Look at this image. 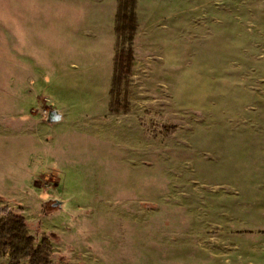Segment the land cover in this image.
Here are the masks:
<instances>
[{
    "label": "rangeland",
    "instance_id": "obj_1",
    "mask_svg": "<svg viewBox=\"0 0 264 264\" xmlns=\"http://www.w3.org/2000/svg\"><path fill=\"white\" fill-rule=\"evenodd\" d=\"M222 1L138 0L114 114L106 69L64 77L71 105L41 90L66 43L51 24L40 50L0 0V206L51 264H264V0Z\"/></svg>",
    "mask_w": 264,
    "mask_h": 264
},
{
    "label": "crops",
    "instance_id": "obj_2",
    "mask_svg": "<svg viewBox=\"0 0 264 264\" xmlns=\"http://www.w3.org/2000/svg\"><path fill=\"white\" fill-rule=\"evenodd\" d=\"M15 1L18 6L14 11L17 27L19 22L23 28L32 26L36 46L40 50L44 49V40L39 37V34L52 33L53 31L49 29L51 24L58 29L60 38L66 43L63 48L65 51L64 61H58V70L54 71L56 76L53 80H48L45 74L36 80L41 90L50 93L51 97L56 98L58 102L71 105L73 102H66L64 98L68 99L70 95H76V89L73 86L70 87V94L65 96L66 94H63L64 77L73 75L79 77L88 71L100 75L102 69H106L108 71L106 80L108 85L109 82L111 83L116 53L117 0H13V2ZM221 5L225 17L226 0H223L222 4L220 3V12ZM141 21L140 18L139 22ZM70 50H72L71 56ZM62 63L66 67L67 65L74 69L78 67V70L75 73L67 71L63 75L59 71ZM36 65H38L37 62ZM40 66L43 68L42 63ZM87 68L88 70H86ZM132 78H134V73ZM110 88L111 84L108 86V90Z\"/></svg>",
    "mask_w": 264,
    "mask_h": 264
},
{
    "label": "trees",
    "instance_id": "obj_3",
    "mask_svg": "<svg viewBox=\"0 0 264 264\" xmlns=\"http://www.w3.org/2000/svg\"><path fill=\"white\" fill-rule=\"evenodd\" d=\"M117 4L116 53L109 91V111L126 114L130 111V79L135 61L133 45L139 27L138 0H117ZM118 45H122L120 50L117 49ZM174 130V125L163 127L165 135ZM0 253L8 256V264H21L23 260L29 264H51L54 255L50 239L43 236L39 241L29 231L26 217L7 205L0 206Z\"/></svg>",
    "mask_w": 264,
    "mask_h": 264
}]
</instances>
